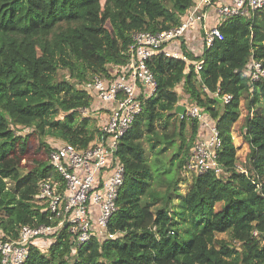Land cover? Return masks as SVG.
<instances>
[{"label": "trees", "instance_id": "trees-1", "mask_svg": "<svg viewBox=\"0 0 264 264\" xmlns=\"http://www.w3.org/2000/svg\"><path fill=\"white\" fill-rule=\"evenodd\" d=\"M196 1L0 0L3 240L18 239L23 226L51 224L36 196L42 180L60 176L48 158L34 160L25 171L31 137L48 153L53 148L48 139L88 147L101 132L96 118L81 116L92 96L79 86L95 76L109 78L114 66L126 65L134 32L176 27ZM219 27L224 39L205 45L200 55L182 40L186 56L202 61L200 71L164 53L149 64L156 94L116 153L125 169L108 225L116 237L93 235L78 246L66 227L46 250L31 245L22 264H264V79L251 83L244 72L251 56L264 65V10ZM179 86L190 104L216 121L221 174L187 168L200 124L176 112ZM226 94L230 102L223 100ZM243 100L248 113L241 129L249 152L239 165L233 127ZM185 182L189 189L182 196ZM181 196L183 207L177 202Z\"/></svg>", "mask_w": 264, "mask_h": 264}, {"label": "built area", "instance_id": "built-area-1", "mask_svg": "<svg viewBox=\"0 0 264 264\" xmlns=\"http://www.w3.org/2000/svg\"><path fill=\"white\" fill-rule=\"evenodd\" d=\"M209 8L215 9L219 21L216 25L208 26L205 22ZM260 10H264V0H197L181 16L180 25L156 33L134 32L126 65L114 66L109 78L95 76L79 86L92 96V105L82 109L81 116L96 118L101 133L86 148L60 143L48 153V160L60 179L42 180L36 201L51 224L23 226L14 241L0 238L1 264L24 263L31 245L48 248L49 238L66 227L78 246L93 235L114 239L116 233L109 232L108 225L117 210L116 200L125 178L124 166L116 153L120 139L156 94L157 82L150 62L164 53L167 57L193 63L196 71H200L202 61H191L182 50L186 34L203 24V46H211L215 40L224 39L219 27L224 21L249 17ZM244 72L251 83L263 80V62L251 56ZM223 100L230 102L232 96L226 94ZM181 104L186 106L183 116L196 119L200 124L199 137L187 160L188 170L195 174L223 173L218 162L222 140L216 121L196 104Z\"/></svg>", "mask_w": 264, "mask_h": 264}, {"label": "rangeland", "instance_id": "rangeland-1", "mask_svg": "<svg viewBox=\"0 0 264 264\" xmlns=\"http://www.w3.org/2000/svg\"><path fill=\"white\" fill-rule=\"evenodd\" d=\"M239 37L242 38L241 35ZM240 40H242V39H240ZM178 88L177 89L179 91V94L181 95L182 103H189L187 96L183 95L184 91H183L182 87L179 86ZM181 101L179 102V104H181ZM247 103H248V100L242 101V105H241L242 115L233 127V138H234V143L237 147V158H238V164L239 165H241L245 161L246 155L249 152L248 143H247L246 139L244 138L243 133H242V129H241V127L243 125L244 117L248 113ZM91 117H93V116H91ZM97 124H99L98 121H97ZM47 143L51 147H55L58 144H60L61 142L58 140L48 139ZM47 158H48V152L45 150V147L41 144L39 139L35 136L31 137V139L29 141V152H28L26 158L22 161V165L24 166L25 171L31 170L34 167L36 160H47ZM189 181H190V179H189ZM188 189H189L188 183L185 182V183L181 184L180 192H181L182 196H184L186 194ZM182 196L180 198H177V202L179 204V207H183L185 204ZM220 207H221V205L219 204L217 206V209H220ZM218 237L219 238H226L227 235L226 234H219ZM0 238H2L1 235H0ZM52 241H53V238L52 237L49 238L48 242L51 243ZM46 249H47V247L44 249L42 248V250H46ZM208 253L212 256H215L216 250L209 247Z\"/></svg>", "mask_w": 264, "mask_h": 264}, {"label": "crops", "instance_id": "crops-1", "mask_svg": "<svg viewBox=\"0 0 264 264\" xmlns=\"http://www.w3.org/2000/svg\"><path fill=\"white\" fill-rule=\"evenodd\" d=\"M205 18H206L205 22L208 26L216 25L219 22L214 8H209L206 10ZM203 34H204L203 24L198 25L196 27V29L189 31L186 34L184 40L186 42V46H187V49L189 52H191L195 55L202 54L203 48H204V46H203ZM180 87H182V86H180ZM181 103H182V101H181ZM188 104H190V103H188Z\"/></svg>", "mask_w": 264, "mask_h": 264}, {"label": "water", "instance_id": "water-1", "mask_svg": "<svg viewBox=\"0 0 264 264\" xmlns=\"http://www.w3.org/2000/svg\"><path fill=\"white\" fill-rule=\"evenodd\" d=\"M176 112L179 114V116H183L186 113V106L179 104L176 108Z\"/></svg>", "mask_w": 264, "mask_h": 264}]
</instances>
